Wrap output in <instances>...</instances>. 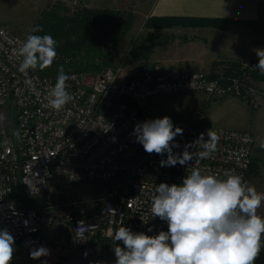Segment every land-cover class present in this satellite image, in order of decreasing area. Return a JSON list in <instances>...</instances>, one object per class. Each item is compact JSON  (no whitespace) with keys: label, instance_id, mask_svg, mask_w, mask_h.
I'll return each mask as SVG.
<instances>
[{"label":"built area","instance_id":"built-area-1","mask_svg":"<svg viewBox=\"0 0 264 264\" xmlns=\"http://www.w3.org/2000/svg\"><path fill=\"white\" fill-rule=\"evenodd\" d=\"M63 1L72 11L84 7L82 0ZM23 41L0 24V229L15 240L11 264L37 248V234L57 222L70 230L76 249L86 248L93 237L115 241L109 230L114 234L121 226L147 235L167 231V222L151 214L153 194L160 183L181 184L192 167L221 179L225 174L246 179L255 144L246 130L212 125L204 113L193 122L179 121L174 128L183 134L175 138L180 147L174 153L182 154L201 133L207 140L210 129L219 139L209 157L165 167L160 161L167 154L146 153L133 131L148 120L142 103L161 95L203 92L246 99L264 83L253 76H264L253 69L259 60L234 66L222 62L214 77L201 70L165 71L158 64L132 77H121L120 68L110 67L96 73L68 71L67 90L74 99L56 111L47 100L57 77L37 69L19 71L16 52ZM196 150L204 149L188 148ZM87 181H102L104 187L97 193L68 194L72 184Z\"/></svg>","mask_w":264,"mask_h":264},{"label":"clouds","instance_id":"clouds-1","mask_svg":"<svg viewBox=\"0 0 264 264\" xmlns=\"http://www.w3.org/2000/svg\"><path fill=\"white\" fill-rule=\"evenodd\" d=\"M40 26L30 30L17 49L19 71L44 69L54 62L57 41L42 32ZM259 62L253 69L264 73V50H256ZM71 77L59 69L55 85L48 93V106L60 111L74 96L67 90ZM31 83V81H29ZM183 130L175 127L170 117L138 123L133 131L135 141L148 154H167L160 166L186 165L194 158L204 159L215 150L219 137L211 129L184 146L182 154L173 152L180 145L175 142ZM189 147L203 151L189 152ZM264 203V193L244 182L238 174H215L192 167L182 183H160L152 197L151 214L167 222V231L157 235L135 233L121 226L109 230V235L123 247L113 248L115 264H255L264 248V216L258 209ZM152 231L151 228L148 229ZM15 240L7 229H0V264H11ZM49 250L41 246L30 251V258L47 256Z\"/></svg>","mask_w":264,"mask_h":264},{"label":"rangeland","instance_id":"rangeland-1","mask_svg":"<svg viewBox=\"0 0 264 264\" xmlns=\"http://www.w3.org/2000/svg\"><path fill=\"white\" fill-rule=\"evenodd\" d=\"M82 3L84 8H93L84 0ZM100 8L125 10L132 14L131 27L121 40L115 44H106L108 65L105 67L120 68L121 77H132L142 69L150 68L155 64L160 65L165 71H171L159 63V58L163 53L160 45L166 46V41L174 39L173 34H162L160 30L152 31L148 25V19L139 18L132 10L111 7L93 9ZM53 10L64 15L67 12L70 14L79 11L78 9L72 11L68 1L63 0H0V24L25 40L30 30L35 27V23ZM222 62L229 61L222 60L218 62L217 67ZM141 110L148 120L168 116L173 125L179 121L193 122L196 114L204 113L212 125L250 132L255 137L251 169L255 168L256 171L253 172L250 169L244 182L255 187L258 193H264V83L257 85L246 99L234 94L208 95L203 92H183L149 99L142 103ZM103 187L102 181L74 183L68 188V194L78 196L97 193ZM258 214L264 216V203L258 209ZM53 230L59 238H52L49 241L46 239L47 243L42 244L49 250V254L40 257L41 260H45L40 264H66L75 258L86 259L77 261L75 264H115L113 248L118 246L117 241L103 242L102 249L92 246L90 250L76 249L72 247V234L69 230L56 227L45 232V235L55 236Z\"/></svg>","mask_w":264,"mask_h":264},{"label":"crops","instance_id":"crops-1","mask_svg":"<svg viewBox=\"0 0 264 264\" xmlns=\"http://www.w3.org/2000/svg\"><path fill=\"white\" fill-rule=\"evenodd\" d=\"M84 2L93 8L132 10L139 18L148 19L152 31L160 30L162 34H173L174 39L166 41V46L160 45L163 53L160 55L159 63L165 69L201 70L213 76L217 72L218 62L228 60L240 63L259 60L256 50H264V0H84ZM56 227L69 230L57 222L39 232L37 248L44 247L42 244L47 243V240L59 238L54 230L55 236L45 235V232ZM105 241L113 242L93 237L86 248L90 250L92 246L102 249ZM71 244L74 248L72 236ZM43 261L45 262L41 258H30V252L24 251L21 258L13 264H40Z\"/></svg>","mask_w":264,"mask_h":264},{"label":"trees","instance_id":"trees-1","mask_svg":"<svg viewBox=\"0 0 264 264\" xmlns=\"http://www.w3.org/2000/svg\"><path fill=\"white\" fill-rule=\"evenodd\" d=\"M66 10L68 8H65ZM131 12L109 8H82L78 12L61 14L53 10L39 19L35 26L43 31L38 35H51L56 41L57 56L50 67L36 69L43 74L58 76L63 67L68 71L96 73L107 66L106 44H115L131 27ZM234 66L235 63L232 62ZM255 79H264L253 74ZM214 77V75L212 76ZM252 165L248 170L250 172ZM255 172V168L251 169ZM26 204L32 200L24 198Z\"/></svg>","mask_w":264,"mask_h":264},{"label":"water","instance_id":"water-1","mask_svg":"<svg viewBox=\"0 0 264 264\" xmlns=\"http://www.w3.org/2000/svg\"><path fill=\"white\" fill-rule=\"evenodd\" d=\"M255 264H264V248H262L260 255L255 261Z\"/></svg>","mask_w":264,"mask_h":264},{"label":"bare ground","instance_id":"bare-ground-1","mask_svg":"<svg viewBox=\"0 0 264 264\" xmlns=\"http://www.w3.org/2000/svg\"><path fill=\"white\" fill-rule=\"evenodd\" d=\"M77 257H79V256H77ZM82 259H84V258H82ZM81 258H75V259H73V260H70L68 263H66V264H75L77 261H81L82 260ZM84 260H86V259H84Z\"/></svg>","mask_w":264,"mask_h":264}]
</instances>
